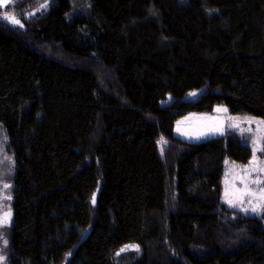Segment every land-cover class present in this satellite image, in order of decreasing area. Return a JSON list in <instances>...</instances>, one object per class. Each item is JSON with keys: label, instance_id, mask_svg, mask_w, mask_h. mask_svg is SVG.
<instances>
[{"label": "trees", "instance_id": "16d2710c", "mask_svg": "<svg viewBox=\"0 0 264 264\" xmlns=\"http://www.w3.org/2000/svg\"><path fill=\"white\" fill-rule=\"evenodd\" d=\"M216 104L264 118V0L0 8L5 264H121L128 243L141 254L127 264H264V201L250 216L221 199L224 160L248 162L250 146L173 131Z\"/></svg>", "mask_w": 264, "mask_h": 264}, {"label": "rangeland", "instance_id": "374dc122", "mask_svg": "<svg viewBox=\"0 0 264 264\" xmlns=\"http://www.w3.org/2000/svg\"><path fill=\"white\" fill-rule=\"evenodd\" d=\"M203 91V88L188 91L183 99L196 100ZM170 100L171 97L168 96L162 103H169ZM173 131L176 136L192 142L233 133L249 145L251 156L248 162L224 160L221 175V199L234 210L250 216L259 215L264 201V171L261 170L264 169V151L261 150L264 149V118L250 114H232L228 112L224 104H216L209 112L189 111L178 117L174 122ZM253 149H256L255 159ZM11 168H13V161L6 151L5 136L0 126V218L10 211V199L7 197H11ZM4 184L10 185V187L5 189ZM94 198L95 195L92 198V203ZM229 201L232 203L230 204ZM253 208L256 210L253 211ZM8 223L0 225V256L3 257L1 251L5 246L4 232ZM262 225L264 226V221ZM126 245L136 247H129L125 251H121ZM140 254L141 249L138 245L128 243L122 245L114 253V258L121 264H127ZM5 263V260L0 261V264Z\"/></svg>", "mask_w": 264, "mask_h": 264}, {"label": "snow or ice", "instance_id": "6c2138e0", "mask_svg": "<svg viewBox=\"0 0 264 264\" xmlns=\"http://www.w3.org/2000/svg\"><path fill=\"white\" fill-rule=\"evenodd\" d=\"M13 2H14V0H0V8L6 6V5L10 4V3H13ZM41 7H46V5H42ZM3 17L5 19H10L15 24H19L20 23V21L18 19H16L15 16H10L7 11L3 12ZM193 95H195V94L193 93ZM217 130H219V129H217ZM261 150L264 151V149H261ZM255 151H256V149H253L254 159H255ZM253 170H255V169H253ZM261 170L264 171V169H261ZM3 187L5 189H7V188L10 187V185L4 184ZM7 198L11 199V197H7ZM229 203L231 204L232 202L229 201ZM255 210L256 209L253 208V211H255ZM10 216H11V212L10 211L8 213H5L4 216L2 218H0V225L8 223L9 220H10ZM4 243L7 244V241H4ZM129 247H136V246H134V245H126L124 248L121 249V251H125ZM4 259L5 258L3 256H0V261H3Z\"/></svg>", "mask_w": 264, "mask_h": 264}]
</instances>
